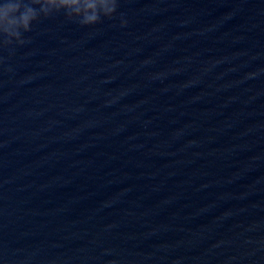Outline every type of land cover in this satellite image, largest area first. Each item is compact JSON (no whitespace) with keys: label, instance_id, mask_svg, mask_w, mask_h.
I'll return each mask as SVG.
<instances>
[{"label":"water","instance_id":"obj_1","mask_svg":"<svg viewBox=\"0 0 264 264\" xmlns=\"http://www.w3.org/2000/svg\"><path fill=\"white\" fill-rule=\"evenodd\" d=\"M0 45V264H264V0H118Z\"/></svg>","mask_w":264,"mask_h":264},{"label":"clouds","instance_id":"obj_2","mask_svg":"<svg viewBox=\"0 0 264 264\" xmlns=\"http://www.w3.org/2000/svg\"><path fill=\"white\" fill-rule=\"evenodd\" d=\"M117 6L118 0H0V45L25 43L24 33L42 16L63 11L68 19L91 26L102 17L111 18Z\"/></svg>","mask_w":264,"mask_h":264}]
</instances>
